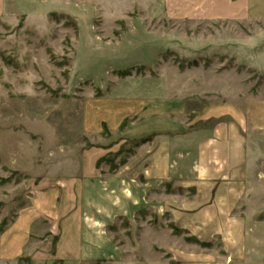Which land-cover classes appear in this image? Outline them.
Wrapping results in <instances>:
<instances>
[{"label": "rangeland", "instance_id": "rangeland-1", "mask_svg": "<svg viewBox=\"0 0 264 264\" xmlns=\"http://www.w3.org/2000/svg\"><path fill=\"white\" fill-rule=\"evenodd\" d=\"M193 6L197 14L190 12ZM163 89V95L153 94ZM175 93L202 103L264 99V0H5L0 234L28 210L39 179L77 153L86 116L110 119L131 96L168 101ZM100 118L92 120L97 130ZM101 134L110 140L109 127ZM134 145L120 146L118 163ZM113 159L111 153L104 163L113 167ZM262 165V178H255L262 183L251 191L254 213L264 210ZM121 190L111 199L104 192L96 230L85 232L92 243L86 244H96L97 253L67 262L52 251L53 238L51 246L0 264L242 263L245 239L217 236L228 229L224 223L193 235L168 216L158 217L156 196L151 199L136 187L129 196ZM257 218L228 224L238 233L264 232V213ZM250 241L259 247L264 236Z\"/></svg>", "mask_w": 264, "mask_h": 264}, {"label": "crops", "instance_id": "crops-1", "mask_svg": "<svg viewBox=\"0 0 264 264\" xmlns=\"http://www.w3.org/2000/svg\"><path fill=\"white\" fill-rule=\"evenodd\" d=\"M4 3L0 0V14ZM190 12L197 14V7ZM174 95L168 101L131 96L110 119L86 116L77 155L39 179L28 210L21 211L0 234V262L16 261L42 245L51 246L53 238L52 251L67 262L97 253L96 244H86L90 242L85 232L96 230L93 225L101 219L104 192L111 199V193L126 189L129 196V190L136 187L151 199L158 198L159 218L168 216L175 227L193 235L211 223H224L228 229L217 236L245 239L239 251L241 264H264V244L248 245L264 232L238 233L228 224L257 220L264 213L263 209L254 213L251 199L255 183H262L258 178H262L264 164V99L247 104L240 100L202 103ZM97 118L99 130L92 123ZM107 127L109 141L101 134V128ZM130 141L135 144L131 154L118 163L123 155L120 146ZM111 153L113 167L104 163ZM237 206L242 207L241 213ZM227 248L231 249L230 243Z\"/></svg>", "mask_w": 264, "mask_h": 264}, {"label": "trees", "instance_id": "trees-1", "mask_svg": "<svg viewBox=\"0 0 264 264\" xmlns=\"http://www.w3.org/2000/svg\"><path fill=\"white\" fill-rule=\"evenodd\" d=\"M0 232H1V230H0Z\"/></svg>", "mask_w": 264, "mask_h": 264}]
</instances>
